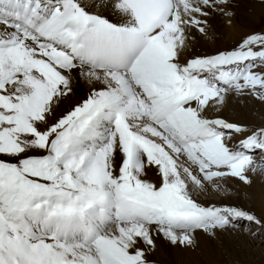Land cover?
<instances>
[{
    "label": "snow or ice",
    "instance_id": "obj_1",
    "mask_svg": "<svg viewBox=\"0 0 264 264\" xmlns=\"http://www.w3.org/2000/svg\"><path fill=\"white\" fill-rule=\"evenodd\" d=\"M230 8L0 0V264H167L161 239L259 238L264 215L198 196L264 177V124L220 115L264 104V31L187 54Z\"/></svg>",
    "mask_w": 264,
    "mask_h": 264
},
{
    "label": "bare ground",
    "instance_id": "obj_2",
    "mask_svg": "<svg viewBox=\"0 0 264 264\" xmlns=\"http://www.w3.org/2000/svg\"><path fill=\"white\" fill-rule=\"evenodd\" d=\"M230 11L234 13L231 17L214 13L209 18L208 36L197 34V39L187 49L188 56L213 55L220 50L232 49L247 35L264 31V3L260 0H231ZM229 19L230 24L227 23ZM81 83L86 93L89 85ZM220 115L230 121L261 125L264 124V104L251 96H233ZM226 188L227 191L199 192V199L205 203H233L253 210L258 216L264 215V177L255 176L251 185L232 179ZM256 230L253 226L252 231ZM152 255L167 264H264V231L259 238H253L251 233L243 230L214 235L198 233L196 243L191 247L171 245L161 239Z\"/></svg>",
    "mask_w": 264,
    "mask_h": 264
},
{
    "label": "rangeland",
    "instance_id": "obj_3",
    "mask_svg": "<svg viewBox=\"0 0 264 264\" xmlns=\"http://www.w3.org/2000/svg\"><path fill=\"white\" fill-rule=\"evenodd\" d=\"M261 2H262V0H260ZM262 3H264V2H262ZM224 17H226V16H224ZM263 22H264V19L262 20ZM227 23H228V21H227ZM264 24V23H263ZM257 28L258 27H260L259 25L258 26H256ZM260 116V115H259Z\"/></svg>",
    "mask_w": 264,
    "mask_h": 264
}]
</instances>
